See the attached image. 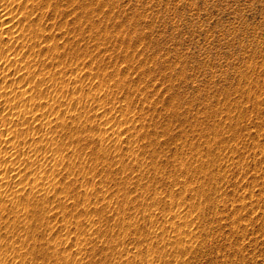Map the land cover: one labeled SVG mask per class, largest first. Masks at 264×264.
Masks as SVG:
<instances>
[{"label":"rangeland","instance_id":"1","mask_svg":"<svg viewBox=\"0 0 264 264\" xmlns=\"http://www.w3.org/2000/svg\"><path fill=\"white\" fill-rule=\"evenodd\" d=\"M0 179V264H264V0H0Z\"/></svg>","mask_w":264,"mask_h":264},{"label":"bare ground","instance_id":"2","mask_svg":"<svg viewBox=\"0 0 264 264\" xmlns=\"http://www.w3.org/2000/svg\"><path fill=\"white\" fill-rule=\"evenodd\" d=\"M6 13H7V12L4 11V13H3L2 15L6 14ZM9 13H10V12H9ZM2 15H1V16H2ZM6 15H7V14H6ZM6 15H4V16H6ZM8 16H9V15H8ZM4 18H5V17H3V19H4ZM3 161H4V160H3ZM3 161H2V162H3ZM28 162H29V161H28ZM2 178H3V177H2ZM0 180H1V179H0Z\"/></svg>","mask_w":264,"mask_h":264}]
</instances>
